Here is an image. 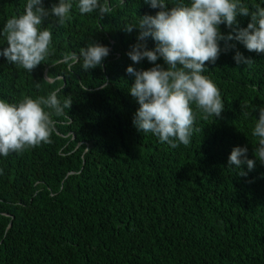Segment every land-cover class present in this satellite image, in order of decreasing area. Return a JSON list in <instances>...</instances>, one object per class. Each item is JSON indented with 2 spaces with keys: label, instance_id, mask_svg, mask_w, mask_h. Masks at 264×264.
<instances>
[{
  "label": "trees",
  "instance_id": "1",
  "mask_svg": "<svg viewBox=\"0 0 264 264\" xmlns=\"http://www.w3.org/2000/svg\"><path fill=\"white\" fill-rule=\"evenodd\" d=\"M42 2L50 10L59 0ZM70 2L64 26L51 16L41 26L52 32V54L31 73L0 55V99L16 104L59 90L61 104L72 100L62 116L45 109L55 122L50 143L0 155V264H264V164L251 134L264 107V53L235 39L219 42V58L202 74L220 90L221 117L204 120L193 105L190 144L172 148L134 126L139 104L129 92L135 78L126 72L154 67L147 59L134 64L127 53L137 43L152 50L156 42L138 41L140 30L125 25L161 9L108 0L112 11L101 19L98 12L81 15L78 0ZM175 2L166 0L168 9ZM26 3L0 0V53L8 47L6 21L23 14ZM241 3L250 11L264 7V0ZM250 22L238 15L232 27H218L234 37L233 29ZM90 43L109 48L101 66L69 70L58 63ZM237 52L251 67L236 63ZM156 63L167 68L163 58ZM235 147H247L256 161L251 171L242 165L246 176L228 167Z\"/></svg>",
  "mask_w": 264,
  "mask_h": 264
},
{
  "label": "clouds",
  "instance_id": "2",
  "mask_svg": "<svg viewBox=\"0 0 264 264\" xmlns=\"http://www.w3.org/2000/svg\"><path fill=\"white\" fill-rule=\"evenodd\" d=\"M144 3L161 10L155 16L139 17L137 24L125 25L127 32L133 28L140 30L138 41L150 37L156 42L152 50H147L144 43H137L127 53L134 64L147 59L155 65L149 70L137 71L131 66L126 69L127 74L135 78L129 92L139 104L133 124L138 131L151 133L172 148L180 144L187 147L196 121L193 105L203 114L204 120L220 118L224 110L219 88L202 74L205 64H214L219 58L221 40L235 39L249 52L264 53V7L255 5L250 11L241 0H189L188 4L176 0L170 9L166 0H144ZM77 7L81 15L98 12L101 19L112 11L108 0L103 3L101 0H78ZM71 8L70 0H59L50 10L45 9L42 0H27L24 13L9 18L4 25L3 35L8 47L0 55L10 64L31 73L52 54V32L41 26L50 16L56 18L59 26H64L70 20ZM238 15L250 16L251 22L247 28L233 29L234 37H224L218 26L232 27ZM108 55V47L90 43L80 48L78 54H62L58 63L66 64L69 70L80 63L87 71L101 66ZM160 58L167 65L166 69L156 63ZM234 59L237 64L245 63L248 67L253 64L239 52ZM58 91L35 99L23 96L16 104L0 99V155L6 157L51 142L55 122L51 118L53 113L45 109L62 116L72 105L70 97L61 104ZM258 111L259 119L251 134L258 140L254 155L264 164V107ZM242 115L247 117L249 113L242 112ZM247 152V147H235L228 158V167L240 169V176L247 175L242 165L246 164L249 171L255 167L256 161L248 159Z\"/></svg>",
  "mask_w": 264,
  "mask_h": 264
}]
</instances>
